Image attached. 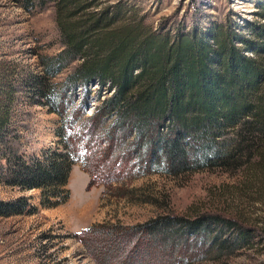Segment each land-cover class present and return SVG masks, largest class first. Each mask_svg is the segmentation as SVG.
Returning a JSON list of instances; mask_svg holds the SVG:
<instances>
[{
  "label": "trees",
  "instance_id": "trees-1",
  "mask_svg": "<svg viewBox=\"0 0 264 264\" xmlns=\"http://www.w3.org/2000/svg\"><path fill=\"white\" fill-rule=\"evenodd\" d=\"M104 1L23 0L27 8H54L61 48L38 54L36 68L0 59V182L40 188V203L56 206L70 197L67 185L80 158L91 181L214 167L264 171V21L252 23L248 34L218 30L213 46L201 34L171 40L148 30L125 4ZM21 91L24 103L60 116L56 146L24 150L13 110ZM92 98L98 103L89 113ZM103 159L109 167L98 164ZM37 209L28 195L0 199L1 215ZM110 226L84 234L107 259L145 236L156 245L208 234L207 242L222 248L225 233L235 234L237 243L253 237L241 223L210 212Z\"/></svg>",
  "mask_w": 264,
  "mask_h": 264
},
{
  "label": "rangeland",
  "instance_id": "rangeland-1",
  "mask_svg": "<svg viewBox=\"0 0 264 264\" xmlns=\"http://www.w3.org/2000/svg\"><path fill=\"white\" fill-rule=\"evenodd\" d=\"M114 2L133 9L132 17L148 30L171 40L180 34H201L213 46L218 30L245 34L252 23L264 21V0H105L102 4ZM60 48L51 5L27 8L23 0H0V59L36 68L38 54L56 53ZM69 71H62L56 80L62 81ZM18 96L13 110L15 122L21 118L24 150L41 153L56 146L60 116L46 105L24 103L22 91ZM97 103L96 98L90 99L89 113ZM108 162L103 159L98 164L107 168ZM92 178L80 158L67 185L71 195L56 206L40 203V188L22 189L0 182V199L28 195L38 208L34 213L0 214V264H264L263 170L214 167L177 175L157 172L126 178L117 173L110 180ZM207 212L241 223L253 232L251 241L237 243L230 232L222 236L229 238L225 248L209 244L208 234H197L185 242L159 240L155 245L145 236L107 259L104 253H94L84 235L86 229L100 224L109 228L114 223L138 224L165 213L195 218Z\"/></svg>",
  "mask_w": 264,
  "mask_h": 264
}]
</instances>
